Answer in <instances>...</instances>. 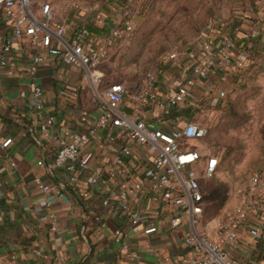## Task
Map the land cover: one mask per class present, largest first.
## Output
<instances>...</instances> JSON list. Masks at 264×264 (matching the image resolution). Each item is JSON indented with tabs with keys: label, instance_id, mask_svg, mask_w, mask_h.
I'll return each instance as SVG.
<instances>
[{
	"label": "crops",
	"instance_id": "0c3cea01",
	"mask_svg": "<svg viewBox=\"0 0 264 264\" xmlns=\"http://www.w3.org/2000/svg\"><path fill=\"white\" fill-rule=\"evenodd\" d=\"M71 1L62 8L55 0H39L33 9L40 16L41 5L49 4L55 20L68 29L79 25L90 28L94 40L89 42L87 49L102 47L103 37L112 31L105 28L109 25L107 16L97 13L101 9L97 5L95 10L87 12L84 0ZM75 3L83 5L81 10L74 9ZM111 7L106 4L105 8L111 10ZM8 46L10 51L7 52L5 47ZM198 53V49L193 48L186 57L188 60L184 58L177 66L179 70L162 74L157 85L160 96L170 95L181 78L192 76V63L203 55ZM35 54L28 38L14 35L0 6V264H10V255L17 256L16 264H156L159 259L168 257L185 264L192 256L184 245L186 228L170 229L171 208L168 205L147 198L130 200L139 217V223L133 225L122 213L110 211L102 203L106 196L115 198L136 181L149 185L141 167L148 158L145 149L135 145L133 157L131 160L123 158L124 164L119 169L114 161L119 156L117 148L121 141L115 147L110 146L107 133L101 132L80 152L79 159L83 160L89 152L93 153V159L86 169H77L74 182L71 181L73 174L65 168L48 170L61 144L70 142L75 134L87 132L102 114L104 102L96 104V85L87 71L63 63L57 57L45 54L37 72L28 73ZM236 57L235 53L233 62ZM2 60L7 61L5 67L1 66ZM233 62L226 71L205 81L198 80L197 96L207 88L225 91L234 73ZM92 74L105 75L103 71ZM32 82L44 89L46 114L55 118L51 126L38 120L33 110ZM121 84L128 89V85ZM123 108L129 114L136 113V106L129 98ZM155 115L150 111L141 117L155 127ZM45 125L46 130L43 129ZM9 139L12 142L3 147ZM116 168L122 175L113 179L111 173ZM256 172L264 174V169ZM37 178L50 185L51 192L39 190L34 183ZM249 183L250 178L246 184L231 190L228 203L217 220L235 211L238 192ZM57 189L63 192L62 196L56 194ZM261 197L264 201V191ZM48 215H54L55 221L43 222L42 218ZM95 216L105 220L107 226L101 228ZM148 225L157 226L158 232L146 236L143 229ZM208 226L209 238L221 243V238L212 230L213 223ZM117 229L122 230V243L114 240ZM239 235V252L243 257L252 260L261 254L259 245L249 237L246 228H241Z\"/></svg>",
	"mask_w": 264,
	"mask_h": 264
},
{
	"label": "built area",
	"instance_id": "2783aa9c",
	"mask_svg": "<svg viewBox=\"0 0 264 264\" xmlns=\"http://www.w3.org/2000/svg\"><path fill=\"white\" fill-rule=\"evenodd\" d=\"M39 0H0L4 10L6 24L13 29L18 38H28L31 46L36 50L28 73L34 75L45 60V54L59 58L63 63L83 68L90 75L94 85L101 83V76H93L96 70L109 57L108 48L112 47L115 39L123 32L130 33L133 28L131 22L124 24V29L112 30L103 37V46L87 49L89 42H93V33L88 26L79 25L68 29L54 18L49 4L41 5V14L34 11V5ZM78 7V6H77ZM234 42L229 37H223L214 46H207L203 55L192 63V76H184L177 82V87L168 96L157 93L160 71L148 73L143 81L142 88L129 96V90L121 83L112 84L105 92L104 108L87 132L73 135L70 142L62 143L54 157L52 165L48 166L51 172L55 169L65 168L73 175L75 181L78 168L86 169L93 159L89 152L84 159H79L80 152L89 143L92 137L101 132L107 133V143L115 147L121 141L118 149L119 156L114 165L119 169L124 164L123 158L131 160L133 147L139 146L146 150L148 158L144 159L142 171L149 185L144 181H136L122 190L115 198L106 196L102 203L110 211L122 213L130 219L133 225L139 223L135 209L130 200L161 201L171 208L169 227L171 230L185 229L184 245L191 251L192 256L185 264H264V201L261 193L264 191V174L256 172L250 177V183L245 189H240L239 202L233 213L221 220L216 218L212 230L221 238V243L209 238V223L204 224L203 206L204 195L201 180L217 176L221 158L205 151H197L182 146L183 142L204 140L207 129L195 124L182 115L172 116L176 110L194 107L196 102L198 80H208L216 73L226 71L233 62L235 55ZM10 51V47H5ZM182 59L179 54L169 52L162 56L163 66L169 63L180 65ZM7 61L2 60L1 66ZM98 72V71H97ZM33 93V110L40 121L46 125H53L55 118L46 114L45 92L36 82L31 83ZM207 98L213 103L224 100L225 91H216L207 88ZM126 98L136 106L135 114H129L123 108ZM155 112L153 118L155 127L141 117L145 112ZM46 125L43 127L46 130ZM12 140H7L3 147H7ZM79 160V161H78ZM40 165L44 166L43 162ZM122 173L116 168L111 173L114 179ZM36 187L44 193L51 192L50 185L43 184L37 178ZM58 196L63 192L56 190ZM55 221L54 215L42 218L43 222ZM101 228L107 226L105 220L95 216ZM246 228L249 237L259 245L260 255L252 260L243 257L239 250L241 247L240 230ZM158 227L148 225L143 229L146 236L156 234ZM122 230L114 232V240L122 243ZM127 247V245H125ZM10 264H16L17 256H9ZM156 264H179L172 258H161Z\"/></svg>",
	"mask_w": 264,
	"mask_h": 264
},
{
	"label": "rangeland",
	"instance_id": "374dc122",
	"mask_svg": "<svg viewBox=\"0 0 264 264\" xmlns=\"http://www.w3.org/2000/svg\"><path fill=\"white\" fill-rule=\"evenodd\" d=\"M55 1L61 7L73 2ZM106 4L112 9H106ZM96 5L101 8L97 13L107 16L105 28L123 30L126 22L133 28L115 39L108 48V62L94 70L105 74L96 84L97 105L112 84L125 83L131 96L142 88L148 73L160 71V79L166 72L173 74L176 65L161 64L162 56L169 52L183 60L193 48L203 54L223 37L233 40L237 57L230 85L224 89L226 97L213 103L206 90L196 96L189 113L193 123L207 129V135L202 141L182 143L184 148L222 160L217 176L201 182L208 196L202 218L207 224L222 213L231 190L264 169V0H84V11L92 12ZM73 6L81 10L83 5ZM225 188V203L221 198H209L216 190L223 195Z\"/></svg>",
	"mask_w": 264,
	"mask_h": 264
},
{
	"label": "trees",
	"instance_id": "16d2710c",
	"mask_svg": "<svg viewBox=\"0 0 264 264\" xmlns=\"http://www.w3.org/2000/svg\"><path fill=\"white\" fill-rule=\"evenodd\" d=\"M90 29V28H89ZM192 109L193 108H187V109H183L181 112H177L176 110H174L173 112H172V116H178V115H182L184 118H186V119H189V121L190 122H192L193 123V120H192V115L189 113V112H191L192 111ZM222 161V160H221ZM221 164H222V162L220 163V167H221ZM216 176H214V177H212V178H210V179H214ZM205 180V179H204ZM201 182H202V180H201ZM201 188H202V192H203V195H204V206H203V215H204V211H205V206H206V203H207V194L205 193V191L203 190V187H202V183H201ZM224 193H223V195H222V192L220 191V190H216V191H214L212 194H210V196H209V198L212 200V201H214V200H218V199H222V201L224 202L225 200H226V192H227V189L225 188L224 189ZM225 203V202H224ZM219 216V215H218ZM217 217V216H216ZM216 217H214V218H216ZM214 218H212V219H214ZM211 219V220H212Z\"/></svg>",
	"mask_w": 264,
	"mask_h": 264
},
{
	"label": "bare ground",
	"instance_id": "6f19581e",
	"mask_svg": "<svg viewBox=\"0 0 264 264\" xmlns=\"http://www.w3.org/2000/svg\"><path fill=\"white\" fill-rule=\"evenodd\" d=\"M94 72V71H93Z\"/></svg>",
	"mask_w": 264,
	"mask_h": 264
}]
</instances>
